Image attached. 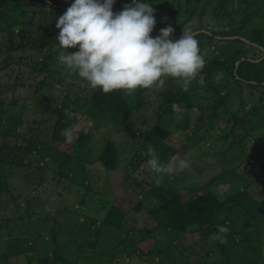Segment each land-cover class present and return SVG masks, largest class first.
Instances as JSON below:
<instances>
[{
    "label": "rangeland",
    "instance_id": "obj_1",
    "mask_svg": "<svg viewBox=\"0 0 264 264\" xmlns=\"http://www.w3.org/2000/svg\"><path fill=\"white\" fill-rule=\"evenodd\" d=\"M163 2L155 17V35L166 25L174 28L170 37L173 39L183 29L214 34L212 40L197 37L205 70L210 61L224 60L220 45L233 33L241 32L242 37L245 29L264 28V0H201L195 16L181 24L183 15L177 21L174 14L167 17L172 0ZM116 5L123 7L118 2ZM26 18L30 22L26 26L34 31H42L51 23H45L41 17ZM159 23L162 25L157 27ZM3 37L0 143L28 142L31 147L27 146L28 152L23 154L0 144V264H40V256L49 259L48 264H169L171 258L179 264H186V260L188 264H225L227 261L217 254L211 237L191 245L184 238L181 240V233L165 230L159 202L146 198L144 190L174 182L185 185L191 196L207 189H196V185H206L223 172V179L212 184L220 195H231L238 185L254 196L255 202L257 199L264 203V77H260V85L251 79L238 84L222 67L210 74L212 92L206 87L184 89L179 81L169 78L165 85L170 84L174 91L188 90L193 104L187 108L178 102L173 105V112L160 107L157 91L161 88L123 91L130 104H142L116 126L107 115L93 121L83 112L74 115L69 111L83 104L94 89L58 63L61 50L56 43L52 56L44 60L45 69H39L42 54L29 48L9 50L10 40L18 43L20 39L17 35ZM261 52L264 50L252 49L250 55ZM263 60L264 55L256 59ZM260 70L256 72L262 75ZM65 103L69 104V109H64L66 119L74 120L73 138L81 129L89 137L85 151H77L58 169L57 159L32 145L41 142L40 148H47L48 143L43 142H49L50 129L57 118L52 109ZM156 124L168 134L164 144L176 150L166 163L185 159L191 163L189 169L171 175L155 174L149 169L147 156L142 153L152 146L160 156L157 136L153 134ZM107 142L113 144L117 156L113 168L105 167L97 159ZM61 150L73 153L68 147ZM132 161L139 167L133 166ZM114 204L124 212L120 229L102 223L107 208ZM225 215L221 216L223 220L233 214ZM246 224L251 231L258 232L264 254V214L258 215L254 229L253 222ZM225 235L226 249L234 253L229 261L251 264L241 252L235 253L241 249V234ZM12 243L17 247L13 248ZM159 250L161 254H157Z\"/></svg>",
    "mask_w": 264,
    "mask_h": 264
},
{
    "label": "trees",
    "instance_id": "obj_2",
    "mask_svg": "<svg viewBox=\"0 0 264 264\" xmlns=\"http://www.w3.org/2000/svg\"><path fill=\"white\" fill-rule=\"evenodd\" d=\"M200 1L201 0H172L167 17L169 18L170 15L174 14V18H176L175 21H177L179 17L183 15L184 18L180 24L186 23L195 16L196 8ZM116 2L124 6V4L129 3V0H115V3ZM70 3L71 0H0V19H2L1 21L3 22L0 24V37L5 38L3 35L7 34L10 36L9 38H12L17 35L20 41L16 43L14 40H10L9 50H26L29 48L33 51H37L42 54V58L40 59L41 66H39V69H45L46 63L44 60L52 56L54 53L53 49L55 48L53 45L55 43L58 44L56 34L59 29L55 27V19L66 10ZM115 3L112 6V10L114 12L121 10L119 6H115ZM149 3L155 9L154 16L157 17V14H160L161 8L163 7V0H149ZM44 7H47V10ZM221 7L225 8L224 5ZM30 11L31 13H29ZM178 14L179 16H177ZM26 17H41L45 23L49 21L51 23L45 25L42 31H34L26 26V24L30 26V22ZM161 25L162 24L159 23L156 26L160 27ZM15 27H17V29H14ZM242 28L243 26H240L239 30ZM194 34L196 38L203 36L208 37L209 40H212V36L214 35L213 33L208 35L205 32H196ZM150 35L155 36L153 32H151ZM180 35L181 33H179V36ZM233 35H238L239 37L233 36L232 38H227L224 40L225 44L220 45V52L225 56L224 60L219 61L215 59L210 61L208 64L209 69H201L200 71L202 75L198 77V80L202 79L203 82L193 81L188 90L206 87L210 92L214 91L211 89L209 77L212 71L222 69V67L227 70L228 74H232L233 81L238 84L248 79L256 81L254 84H262L260 83L262 81L260 77H264V65H261V63L264 60L256 61V59L261 58L264 52H261L260 55H250V50H264V28L245 29V33L242 37L241 32L233 33ZM244 48H248L249 50H245ZM68 49L72 51L76 50V48ZM19 59L22 61V54L19 56ZM252 68L253 70H251ZM33 69H36V66H34ZM257 69H261L260 71H262L263 74L259 75V71L256 72ZM254 84H251V86ZM188 90L182 91L176 89L174 91L170 84L164 85L161 87L160 91H157L160 95V107H163V110L166 112H173V105L182 102L185 107L191 108L193 104L189 98ZM141 104L142 102L140 101L135 105L130 104L123 90L113 91L107 94L99 90H94L91 96L83 101V104H78L77 108L69 109L68 103H65L59 108L55 106L52 111L56 113L57 118L54 119L52 123L49 142H43L48 143L46 146L47 148H40L41 142L39 144L36 142L32 146L47 152L54 160L57 159L58 169H61L66 165L65 163L69 161L74 153L77 151H85L84 148H86L89 137L88 133L81 129L77 131L76 138H73L75 132L73 131L72 121L74 120H72L73 118L66 119L64 109L68 108L74 115L83 112L88 120L93 121L100 120L107 115L113 125L119 126L123 124V122L131 116L133 110L141 106ZM66 128L71 130L72 139L70 142L66 141L65 137L62 135V130ZM161 129L162 127L156 124L153 134L157 136L156 144L158 143L159 146L157 149L160 153V157L162 161L166 163V160L173 156L176 150L164 144V139L168 134ZM0 144L4 149L12 151L19 150V152L23 154L28 152L27 149L29 148H27V146L31 147L28 142L24 145H17L16 143L10 144L7 142H2ZM24 146L26 148H24ZM67 147L72 150L73 153L67 152L69 150H61V148ZM113 149V144L107 142L102 153L97 158L105 167L113 168L115 165L114 163L117 160V156ZM134 162L135 161H132V165L139 167V164ZM127 172L130 173L129 168ZM222 173L220 172L213 181L208 182L206 185L202 183L196 185V189L200 190L207 186V189L202 193L189 196L185 185H177L172 182L166 185H152L151 188L146 189V191L144 190L145 197L159 202L158 211L165 220L163 228L165 230L170 229L173 232L181 233V240L184 238L186 242L194 245L197 241L211 237L213 244L217 246V254L221 256L222 260L227 261L225 264H232L229 259H231L234 254L233 250L230 249L228 251L226 249V243H220L218 240L213 239L214 234L218 232V226L224 225L229 228L228 233L232 234L236 232L241 234V249L235 253L241 252L244 259L250 261L251 264L262 263L264 262V254L261 252V242L260 238L257 236L258 232L254 233L251 231L252 229L246 223L248 221L251 223L253 222V229L255 228L256 218L258 215L264 214V203L257 199V202H255V197L249 194L245 189H241L238 185L236 188L232 189L231 195H220L212 184L216 183V180L223 179ZM143 187L144 186H142V188ZM245 196H247V201L243 200ZM258 201H260L261 204H259ZM138 207L139 206L136 208ZM226 212H231L233 214L231 215L232 218L223 220L221 216L225 215ZM123 217L124 212L122 209L114 204L107 208L106 213L102 217V223L106 227L120 229L122 227ZM78 245L82 246L81 244ZM11 246L13 248L17 247L13 243ZM9 254H11L10 251L7 252L8 256ZM157 254H161V250H159ZM48 262L49 259L42 256L39 257L40 264H48ZM169 264L179 263L171 258ZM186 264H188L187 260ZM237 264L242 263L238 262Z\"/></svg>",
    "mask_w": 264,
    "mask_h": 264
},
{
    "label": "clouds",
    "instance_id": "obj_3",
    "mask_svg": "<svg viewBox=\"0 0 264 264\" xmlns=\"http://www.w3.org/2000/svg\"><path fill=\"white\" fill-rule=\"evenodd\" d=\"M115 0H71L66 10L56 17L55 27L61 53L58 63L75 73L88 86L102 93L135 92L138 89L161 88L169 78L188 89L205 65L198 40L190 29L178 38H170L171 25L161 27L159 34L150 33L156 23L155 9L149 0H129L114 12ZM76 48L75 51H67ZM65 140L72 139L71 130H62ZM143 155L155 174L171 175L191 167L185 159L164 163L156 149L148 146ZM229 228L218 226L213 239L226 241Z\"/></svg>",
    "mask_w": 264,
    "mask_h": 264
}]
</instances>
